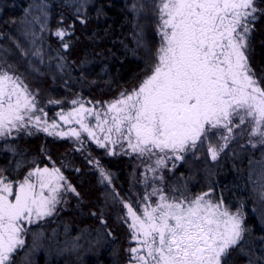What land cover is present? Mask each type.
Here are the masks:
<instances>
[{
    "label": "trees",
    "instance_id": "1",
    "mask_svg": "<svg viewBox=\"0 0 264 264\" xmlns=\"http://www.w3.org/2000/svg\"><path fill=\"white\" fill-rule=\"evenodd\" d=\"M255 4L246 54L264 87V0ZM155 19L149 0H0V67L20 76L47 116L73 109L74 100L110 103L151 73ZM58 30L70 35L61 40ZM207 149L205 141L185 153L163 174L162 186L173 195L210 192L232 212L243 205L244 238L221 264H264V145L231 143L215 161ZM53 166L76 192L62 190L56 211L31 227L11 264H129L133 245L122 202L139 208L151 193L143 161L111 156L84 140L35 133L0 140V169L14 182Z\"/></svg>",
    "mask_w": 264,
    "mask_h": 264
},
{
    "label": "snow or ice",
    "instance_id": "2",
    "mask_svg": "<svg viewBox=\"0 0 264 264\" xmlns=\"http://www.w3.org/2000/svg\"><path fill=\"white\" fill-rule=\"evenodd\" d=\"M257 11L255 0H159L161 42L151 74L104 110L72 101L79 106L58 115L79 130L59 131L55 121H42L36 113L43 109L28 86L0 67V138L36 127L83 143L82 131L100 148L126 142L140 156L164 154L156 160L157 169L165 165V157L183 160V154L203 146L213 129L227 133L220 135L223 143L208 144L213 161L228 147L234 127L245 123L249 137L257 138L249 140L252 147L264 145V87L246 54ZM55 34L61 40L70 35L66 30ZM100 176L111 182L103 168ZM155 178L163 185L162 175ZM62 190L76 192L58 167H35L16 182L0 169V264H11L12 254L24 246L25 225L53 215ZM260 195L264 199V191ZM122 203L136 245L129 248V264H221L246 231L243 205L232 212L210 192L176 196L158 186L145 193L142 207Z\"/></svg>",
    "mask_w": 264,
    "mask_h": 264
},
{
    "label": "rangeland",
    "instance_id": "3",
    "mask_svg": "<svg viewBox=\"0 0 264 264\" xmlns=\"http://www.w3.org/2000/svg\"><path fill=\"white\" fill-rule=\"evenodd\" d=\"M149 1L153 4V7L155 9V18H156L155 19V22H156V26L155 27H156V30H157V26L159 24V13H158L159 0H149ZM157 33H158V31H157ZM160 42H161V38L158 35V43H157V49L156 50H158V48L160 46ZM156 54H157V52H156ZM30 92H32V91H30ZM32 94L35 96L36 102H37L36 93L35 92H32ZM83 103H84V106L86 108H95L97 111L104 110L106 108V106L109 104V103H101V104L100 103H92V102H88V101H84ZM37 106H38V109L41 108V107H39L38 102H37ZM78 106L79 105H77L76 107H74L73 109H71V110H69L67 112H57L55 115H51V116H47V115L45 116L44 115L45 114L44 109H43V112L37 111L36 114L37 115H41L42 121L43 120H47V122L49 124H51L53 121H55L57 124L60 125V128L58 129L59 131H66L69 128H72V127H75V128H77L79 130V125H77L75 123H72V124H69V125H65L63 123V121L60 119L59 115H58V113H65L66 114L68 112H71L75 108H77ZM88 122L90 123V125H93V126L95 124V120L92 117L89 118V121ZM249 128H250V125L248 123H245L243 125H240L239 127H234V129H233V138L230 140L228 146L231 143H238V144H242L243 146H250V147H252V144L249 143V140L250 139L251 140H256L257 138L256 137H249V135H248V129ZM29 132H31L32 134L33 133H35V134H42L44 136H48V137L55 138V139H71V140H75L76 142H78L75 139V137H63L62 138V137H59V136H56V135H49L46 132L39 131L36 127H30L28 130H22L20 132H15L14 131L11 136L4 137V138H0V140H2V139H8L9 137H14V136H17L19 134H29ZM221 134L227 135L226 131L223 128L213 129L212 132L209 133L210 139L209 140H206V142L209 144V141H211L213 145H219V144L223 143V141L220 139V135ZM81 139L84 140V141H88V142L92 143L96 148L105 150L107 154L109 153V150H111L112 153H113V154H111V156L112 155L113 156H121L122 155V156H136V157L140 158L143 161V163H144V166H143V176H144L145 182L148 183L152 188L153 187L162 186L160 180L159 179H156L155 177H158L160 175L163 176V174L165 172H169L171 169H173L174 167H176L177 165H179V163L181 162V160H175L174 158L168 159V158L165 157V165L164 166H161V167H159L157 169L156 160L158 158L164 156V154H162V153H157L156 155L140 156L137 153H133L131 151V149H128L126 142L123 143V145L117 144L115 147L109 145L107 148H100V147L97 146V144L92 139H90V138L87 137V134L86 133H84L82 131H81ZM78 143H80V142H78ZM260 146H263V145L257 144L256 147H260ZM220 154H221V152H220ZM209 156H210V154H209ZM210 158H211V156H210ZM150 169H157V170L155 172H153ZM168 194L173 195L171 193H168ZM176 196H179V195H176ZM186 196L193 197L195 195H186ZM156 199H157L156 197H151V200L152 201H155ZM124 210H125V218H126L127 225H128V223H130V220H128V217H127V210L125 208H124ZM49 217H46L43 220L38 221L37 223L31 224V225H25V227L28 230H27L26 233L23 234V239H25V236L27 235V233L31 229V227L37 225L38 223L43 222L44 220H46ZM130 233H131V231H130ZM131 243H132L133 247L136 246L134 241H131Z\"/></svg>",
    "mask_w": 264,
    "mask_h": 264
}]
</instances>
